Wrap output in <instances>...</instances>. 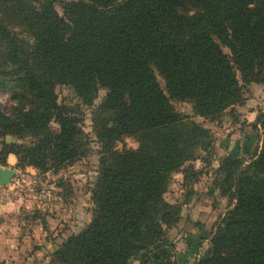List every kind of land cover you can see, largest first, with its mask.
<instances>
[{"label": "trees", "instance_id": "1", "mask_svg": "<svg viewBox=\"0 0 264 264\" xmlns=\"http://www.w3.org/2000/svg\"><path fill=\"white\" fill-rule=\"evenodd\" d=\"M0 39V87L12 105L8 116L0 112V137L36 140L4 144L0 166L14 154L18 164L57 172L85 156L80 120L57 104L54 87L72 88L87 105L107 90L94 117L101 151L92 220L50 263L167 264L174 245L164 228L179 207L163 195L208 134L172 102L213 121L242 104L244 86L264 85V0H0ZM132 135L136 150L113 148ZM224 163L235 204L200 264H264V147L244 169Z\"/></svg>", "mask_w": 264, "mask_h": 264}, {"label": "rangeland", "instance_id": "2", "mask_svg": "<svg viewBox=\"0 0 264 264\" xmlns=\"http://www.w3.org/2000/svg\"><path fill=\"white\" fill-rule=\"evenodd\" d=\"M55 10L62 15L57 3ZM11 32L18 38L28 35L20 28L11 29ZM3 49L0 39V51ZM222 49L229 54L226 48ZM157 80L163 88L158 76ZM251 85L242 88V104L228 108L213 121L195 115L190 103L172 102L177 114L188 117L208 134L197 147L193 159L170 175L163 195L166 203L179 207L177 222L168 228L163 226L166 238L174 245L167 264H200L210 257L211 239L222 228L224 216L235 204L225 193L224 162L236 159L244 169L264 147V89L260 84ZM106 93V89H99L92 103L87 105L72 88L54 87L57 104L74 108V115L80 120L87 142L85 156L57 172L53 168L42 172L26 163L18 164L14 154H11L15 158L13 164L0 166L14 171L9 183L0 185V203L20 205L19 209L11 210L8 217L0 219V237H9L14 247L10 249L13 253L9 258L3 260L4 264H51V254L91 222L95 208L92 191L99 174L101 151L94 133V117ZM10 96L8 87H0V112L6 116L11 111ZM52 120L48 130L57 132ZM35 142L34 137L26 133L7 135L0 137V151L4 144L28 147ZM138 147L136 135L123 136L113 145L117 151ZM227 185L230 187L231 181Z\"/></svg>", "mask_w": 264, "mask_h": 264}, {"label": "crops", "instance_id": "3", "mask_svg": "<svg viewBox=\"0 0 264 264\" xmlns=\"http://www.w3.org/2000/svg\"><path fill=\"white\" fill-rule=\"evenodd\" d=\"M253 86V84L251 85ZM256 86V85H255ZM258 86V85H257ZM264 89V85H260ZM15 158L13 155L9 154L6 158L7 165L13 164L15 161ZM19 203H0V219L3 218V216L8 217L9 212L15 208H20ZM17 210V209H15ZM8 244L10 245L8 247ZM14 249L13 245H11V239L8 237H0V264H4L3 260L5 258H9V256L13 253V251H10ZM8 251H10L8 253ZM154 264V263H151Z\"/></svg>", "mask_w": 264, "mask_h": 264}, {"label": "water", "instance_id": "4", "mask_svg": "<svg viewBox=\"0 0 264 264\" xmlns=\"http://www.w3.org/2000/svg\"><path fill=\"white\" fill-rule=\"evenodd\" d=\"M13 175V170L7 168H0V185L8 184Z\"/></svg>", "mask_w": 264, "mask_h": 264}]
</instances>
